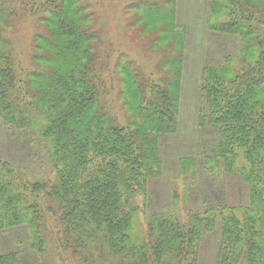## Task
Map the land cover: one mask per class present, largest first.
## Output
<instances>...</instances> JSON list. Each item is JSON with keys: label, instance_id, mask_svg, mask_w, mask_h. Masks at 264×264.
<instances>
[{"label": "trees", "instance_id": "1", "mask_svg": "<svg viewBox=\"0 0 264 264\" xmlns=\"http://www.w3.org/2000/svg\"><path fill=\"white\" fill-rule=\"evenodd\" d=\"M175 3H136L153 15V30L136 20L157 54L150 68L113 57L93 0H0V120L18 132L0 138L17 150L0 157V237L29 246L0 264H30L32 252L63 264H202L217 229L214 264H264V0H210L207 29L240 50L202 70L198 122L216 135L211 154L176 166L185 191L203 167L246 203L200 211L175 190L170 208L153 210L156 183L174 177L164 142L180 126L186 38ZM117 85L124 121L109 98Z\"/></svg>", "mask_w": 264, "mask_h": 264}, {"label": "rangeland", "instance_id": "2", "mask_svg": "<svg viewBox=\"0 0 264 264\" xmlns=\"http://www.w3.org/2000/svg\"><path fill=\"white\" fill-rule=\"evenodd\" d=\"M139 1L142 0H93L94 4L97 5V12L102 22L98 24L105 26L106 39L110 38L115 43L113 57L118 59L120 56L122 60L129 57L136 58L139 55L140 61L150 66V68H154L157 66V54L148 51L149 37L141 33L138 29V23H136L139 14H142L146 23L150 26L149 29L153 30L152 24L149 23H152L151 18L153 15L152 13L148 14L147 10L138 8L136 3ZM157 1L161 4L164 0ZM209 4L210 0H176L175 3L176 24L184 28L183 31L186 38L180 126L177 135L167 138L164 142L163 152L168 162V168L170 172L172 171L174 177L168 175L164 180L156 183L153 198V210L156 211L171 207L172 194L175 190L180 195L181 203H183L182 199L186 195L189 207L200 211L206 209V203L212 202L214 199L218 201L217 203L224 202L225 204H234L235 198H237L236 201L239 203H246L247 201L246 198L240 200L237 196L229 198L228 194L224 196L225 185L222 183L214 184L204 172L203 167H198V184L187 191L184 190L182 178L178 177L176 172L180 157L188 155L199 157L200 155L197 160L203 162L204 158L211 154L216 141V135L210 130L202 129L198 122L202 106L200 89L202 85V70L208 65L221 63L227 56H236L240 50L237 38L215 34L207 29L206 19L208 17ZM27 28L30 30V27L27 26ZM167 42L169 41L163 42L165 47H167ZM119 89L117 85L109 98L113 101L114 109L112 110L120 120L124 121L125 116L130 112L126 110L128 106L125 105L124 98L121 97L122 91ZM17 133V131L7 130L0 120V138L4 136L8 138L10 136L16 142L15 134ZM16 153L17 150L13 143L0 145V157L13 159ZM225 191L227 193V189ZM220 197L221 199H219ZM15 230L17 229L13 231ZM219 238L220 229L209 235L202 254V264L215 263ZM23 239H26V237ZM20 240H22L21 236L16 234L7 235L5 238L0 237V253L17 250V247L21 245L27 251L28 243L24 240L25 244H21ZM32 253L28 259L30 264H63L58 258L52 257L54 261L51 259V263L47 258L43 260L34 252Z\"/></svg>", "mask_w": 264, "mask_h": 264}]
</instances>
